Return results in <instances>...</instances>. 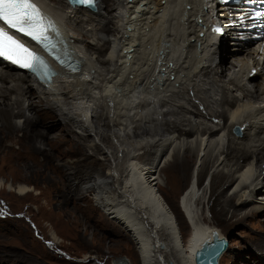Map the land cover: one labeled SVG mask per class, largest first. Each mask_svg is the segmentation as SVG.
Returning <instances> with one entry per match:
<instances>
[{
  "label": "bare ground",
  "instance_id": "obj_1",
  "mask_svg": "<svg viewBox=\"0 0 264 264\" xmlns=\"http://www.w3.org/2000/svg\"><path fill=\"white\" fill-rule=\"evenodd\" d=\"M33 1L78 68L56 65L40 79L0 59V151L10 150L0 173L11 166L14 181L27 179L29 158L64 169L51 218L66 217L85 246L96 238L103 247L119 229L140 264H197L200 242L224 236L203 221L207 201L227 225L260 215L251 245H228L218 264H264V39H246L247 13L216 0ZM222 26L231 40L219 38ZM95 163L105 169L90 170ZM50 239L59 243L58 232ZM13 260L0 249V264Z\"/></svg>",
  "mask_w": 264,
  "mask_h": 264
},
{
  "label": "rangeland",
  "instance_id": "obj_2",
  "mask_svg": "<svg viewBox=\"0 0 264 264\" xmlns=\"http://www.w3.org/2000/svg\"><path fill=\"white\" fill-rule=\"evenodd\" d=\"M257 80L260 81L262 79L259 77ZM1 147L0 157L6 159L10 154V150H7L4 146ZM71 157L74 156H66L65 159ZM145 157H149V155H145ZM27 163L29 164L28 168L26 167L27 179L14 181L10 175L11 166L6 170L7 175L4 176L0 173L4 187L0 191V243H3L0 244V249L10 255L12 254L13 258L16 259L7 264H15L21 258L25 261L24 264H32L35 259L36 262L34 264H114L113 261L121 256L125 257L129 264H140V257L132 241L128 235L122 236L121 233L118 235L119 229L115 230V235L104 236L107 242L103 247L94 246L98 242L96 238L90 239V242H93L92 246H85L82 244V240L76 230L70 227L66 217H62L63 219L59 218V221H54L50 216L55 206L52 202L53 194L51 187L53 179L56 176L60 177V181L63 184L66 183L67 177L64 169L59 168L58 170H54L49 163L37 165L30 158L27 159ZM100 166L102 170L105 169V165H101L100 163L92 164L88 168L96 171ZM194 167V163H192L185 183L179 192L178 203L180 195L191 183ZM210 177L212 179V173H209V171L205 172L201 182L206 185L211 180ZM19 184L31 187L28 194L18 195L14 191V188ZM207 196H210L209 192ZM202 206L205 208V213L207 214V217H204L203 221L208 225L219 228L229 239V247L231 249L234 248L235 251L242 250L248 244L251 245V236L261 228V222L258 219L260 215L241 221L237 220L233 224L227 225L223 218L217 215L214 216L209 209L208 201ZM216 207L219 206L216 205ZM60 208L62 209L63 206L59 205ZM52 231L58 232L60 237L59 243H52V239H50ZM188 232L189 226L186 223L183 233L184 238L188 236ZM253 252L257 254L259 251L253 246ZM85 254L96 255V261L93 258L89 261L81 260ZM248 254V251L244 252V255ZM237 264H242V262L238 261Z\"/></svg>",
  "mask_w": 264,
  "mask_h": 264
},
{
  "label": "snow or ice",
  "instance_id": "obj_3",
  "mask_svg": "<svg viewBox=\"0 0 264 264\" xmlns=\"http://www.w3.org/2000/svg\"><path fill=\"white\" fill-rule=\"evenodd\" d=\"M78 2L87 4L89 7L95 4V0H78ZM261 16V13H256V17ZM0 21L8 28L31 37L32 40L49 51L56 47L52 37L48 35V31L49 29L58 30L53 22L44 16L33 0H0ZM215 31L222 32V29L216 28ZM0 57L38 74L50 72L43 57L9 34L5 27H0ZM56 59L60 60L61 64L65 63L59 56ZM71 70L76 71L77 69L73 67Z\"/></svg>",
  "mask_w": 264,
  "mask_h": 264
},
{
  "label": "water",
  "instance_id": "obj_4",
  "mask_svg": "<svg viewBox=\"0 0 264 264\" xmlns=\"http://www.w3.org/2000/svg\"><path fill=\"white\" fill-rule=\"evenodd\" d=\"M205 241L206 239L201 241L200 246L195 248V259L197 264H218L219 256L228 247L229 239L225 235L220 237L216 234L213 240L204 247Z\"/></svg>",
  "mask_w": 264,
  "mask_h": 264
},
{
  "label": "flooded vegetation",
  "instance_id": "obj_5",
  "mask_svg": "<svg viewBox=\"0 0 264 264\" xmlns=\"http://www.w3.org/2000/svg\"><path fill=\"white\" fill-rule=\"evenodd\" d=\"M123 261H127V260L125 259V257L121 256L118 259H115L113 262H114V264H118V263H121Z\"/></svg>",
  "mask_w": 264,
  "mask_h": 264
}]
</instances>
